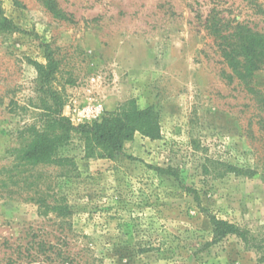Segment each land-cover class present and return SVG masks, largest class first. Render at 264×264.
Returning <instances> with one entry per match:
<instances>
[{"label":"rangeland","instance_id":"1","mask_svg":"<svg viewBox=\"0 0 264 264\" xmlns=\"http://www.w3.org/2000/svg\"><path fill=\"white\" fill-rule=\"evenodd\" d=\"M256 1L56 0L55 14L43 0H0L13 25L0 31V264H264V68L258 98L228 78L205 23L214 9L262 32ZM47 54L64 117L92 99L97 120L151 107L160 137L135 133L108 159L85 156L74 135L58 151L71 163L17 164L21 131L51 103L36 68ZM40 193L70 213L44 212ZM210 215L249 241H214Z\"/></svg>","mask_w":264,"mask_h":264},{"label":"trees","instance_id":"2","mask_svg":"<svg viewBox=\"0 0 264 264\" xmlns=\"http://www.w3.org/2000/svg\"><path fill=\"white\" fill-rule=\"evenodd\" d=\"M247 1L260 10L256 0ZM43 2L55 14L61 13L56 0ZM205 23L223 61L230 69L228 78L237 79L247 93L260 96L262 92L253 87L252 80L254 72L264 68V31H255L243 22L226 19L214 9L206 15ZM12 26L11 21L0 12V31L9 30ZM46 59L45 64L36 63L38 81L43 85L49 84L57 68L50 54L46 55ZM43 91L49 93L51 103H44L38 120L21 131V134L29 136L30 141L17 152V164L35 166L71 163L69 157L60 156L58 151L67 145L74 135L82 141L85 156L108 159L115 157L122 149L123 143L132 139L135 133L151 140L160 137L158 114L151 107L139 109L132 106L104 115L97 121L74 125L69 118L61 114L64 104L62 95L49 85ZM226 166L235 173L241 171L236 167ZM37 202L44 212H53L57 216L70 213L69 205L62 198L47 201L46 195L40 193ZM209 219L214 241L230 234L249 241L247 232L236 224L213 215H210ZM7 260V264H16L18 258L8 257Z\"/></svg>","mask_w":264,"mask_h":264},{"label":"built area","instance_id":"3","mask_svg":"<svg viewBox=\"0 0 264 264\" xmlns=\"http://www.w3.org/2000/svg\"><path fill=\"white\" fill-rule=\"evenodd\" d=\"M94 80V78H92ZM68 109V117L71 121L76 123L90 122L97 120L102 112L103 105L101 101L92 99L86 105H77L76 103H70L65 106Z\"/></svg>","mask_w":264,"mask_h":264}]
</instances>
